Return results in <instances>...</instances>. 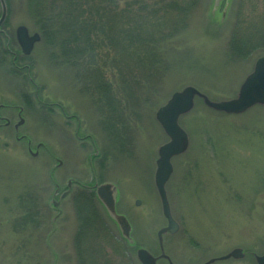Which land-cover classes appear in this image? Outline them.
<instances>
[{
    "label": "rangeland",
    "instance_id": "rangeland-1",
    "mask_svg": "<svg viewBox=\"0 0 264 264\" xmlns=\"http://www.w3.org/2000/svg\"><path fill=\"white\" fill-rule=\"evenodd\" d=\"M10 5L4 25L9 37L20 24L37 31L24 0ZM233 34L255 45L242 58L231 52ZM168 45L161 52L170 73L152 90L138 69L137 78L148 84L131 85V91L122 89L117 76L108 77V106L97 93L84 91L78 70L60 64L58 49L54 57L42 39L29 58L18 61L26 78L10 74L0 57V264H140V243L159 253L156 231L165 219L153 174L157 149L167 138L155 110L186 85L212 100L236 95L264 55V0H199L187 28ZM179 123L188 148L172 159L166 184L179 229L165 234V253L175 264H201L240 247L242 258L211 264H256L254 256L264 252V106L226 115L196 99ZM68 180L71 190L60 198ZM103 182L117 188L116 209L128 217L133 243L96 201L113 230H86L74 195L86 183ZM29 194L36 200L34 218L17 219L27 213ZM99 244L103 254L97 253Z\"/></svg>",
    "mask_w": 264,
    "mask_h": 264
},
{
    "label": "trees",
    "instance_id": "trees-1",
    "mask_svg": "<svg viewBox=\"0 0 264 264\" xmlns=\"http://www.w3.org/2000/svg\"><path fill=\"white\" fill-rule=\"evenodd\" d=\"M4 1L7 15L10 16V0ZM198 2L199 0H24L25 10L30 13L31 23L40 33L42 42L54 53V57L55 48L58 49L59 63L66 68L77 69L75 77L82 79L84 91L87 89L103 97L101 99H104L106 106L113 94L112 82L107 80L108 77L117 76L122 89L129 91L131 85L134 88L141 87L152 81L148 87L152 90L166 73H170L168 70L170 71L171 66L164 67L166 58L161 49L170 48L168 43L187 28ZM4 25L5 21L0 26V57L3 62H8L10 74L20 76L24 73L25 65H20L18 61L29 56H23L19 50H14L12 43L16 44L15 38L8 36ZM232 41L234 44L231 52L235 58H242L255 46H249L250 39L236 34H233ZM135 69L142 71L148 82L137 78ZM23 77L26 78L25 75ZM22 97L28 103V94L24 93ZM81 189L83 191L74 196L76 204H80L78 207L85 213L83 217L86 230L90 231L91 226H99L103 232L110 234L112 227L103 220L96 207L94 191ZM78 196L80 198L77 199ZM27 199L30 202L27 213L25 216L21 214L17 219L34 218L36 200L30 194ZM16 223V227L21 226L18 221ZM103 248L99 244L97 253L103 254Z\"/></svg>",
    "mask_w": 264,
    "mask_h": 264
},
{
    "label": "water",
    "instance_id": "water-1",
    "mask_svg": "<svg viewBox=\"0 0 264 264\" xmlns=\"http://www.w3.org/2000/svg\"><path fill=\"white\" fill-rule=\"evenodd\" d=\"M6 15L7 8L5 1L0 0V25L4 22ZM15 40L21 53L29 55L34 44L40 40V35L38 32L30 33L25 25L20 24L15 28ZM196 99H201L205 106L223 114H241L254 105H264V55L259 56L255 60L252 70L244 77L234 97L212 100L196 87L186 85L179 90L173 91L164 104L155 110V120L167 138L157 149L153 174V183L159 199L161 214L166 223L156 232L159 248L158 254H153L142 246L136 248L135 256L140 264H157L160 259H165L168 264H175L165 253L163 246L164 234H174L179 228L178 222L173 218L171 213L166 183L173 172L172 159L175 156L183 154L188 148V135L180 125L179 118L194 108ZM21 122L22 120L15 124V127ZM70 184L71 180H68L67 186H70ZM93 187H95L97 200L107 215L117 225L122 238L129 243H133L134 240L131 237V224L129 220L124 214L118 213L116 210V186L110 182H103L101 184L94 183ZM65 194L66 191L60 195V198ZM52 203L56 205L58 202L53 201ZM135 204H139V200H136ZM243 256L244 252L242 248L234 247L227 253L209 258L201 264H211L215 261L230 258L240 259ZM254 259L256 264H264V253L255 255Z\"/></svg>",
    "mask_w": 264,
    "mask_h": 264
},
{
    "label": "flooded vegetation",
    "instance_id": "flooded-vegetation-1",
    "mask_svg": "<svg viewBox=\"0 0 264 264\" xmlns=\"http://www.w3.org/2000/svg\"><path fill=\"white\" fill-rule=\"evenodd\" d=\"M5 123H6V122H5ZM6 124H8V123H6ZM71 186H72V183H71ZM71 186H70L69 190L67 191V193H66L64 196H66V195L68 194V192L71 190ZM65 190H67V189H64V190L61 192V194H62ZM86 190H87V188H86ZM61 194H60V195H61ZM64 196H63V197H64Z\"/></svg>",
    "mask_w": 264,
    "mask_h": 264
}]
</instances>
